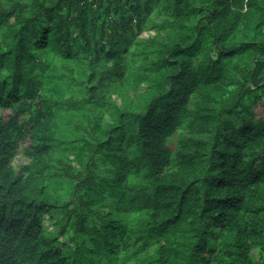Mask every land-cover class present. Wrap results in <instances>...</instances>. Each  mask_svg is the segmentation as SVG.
Masks as SVG:
<instances>
[{
    "label": "trees",
    "instance_id": "trees-1",
    "mask_svg": "<svg viewBox=\"0 0 264 264\" xmlns=\"http://www.w3.org/2000/svg\"><path fill=\"white\" fill-rule=\"evenodd\" d=\"M259 103L264 0H0V264H264Z\"/></svg>",
    "mask_w": 264,
    "mask_h": 264
},
{
    "label": "rangeland",
    "instance_id": "rangeland-1",
    "mask_svg": "<svg viewBox=\"0 0 264 264\" xmlns=\"http://www.w3.org/2000/svg\"><path fill=\"white\" fill-rule=\"evenodd\" d=\"M150 35H152V32H151V31H144V32H141V33L139 34V37H148V36H150ZM114 99L116 100L117 103H119V99H118L115 95H114ZM255 111H256L257 114H261V115L264 114V104H260V103H259L258 105H256V107H255ZM9 113H10L9 110H4V111L2 112L3 117L6 118V117L8 116ZM105 120L111 122L110 119L108 118V116H105ZM173 140H175V137L173 138ZM27 142H28V141H27V139H26L25 142H22V144H25V143H27ZM19 151H20V149H19ZM13 162H14L15 164H17V165H19V164H23V163H24V159H23V157H22V154H21V153L16 154V156H15ZM45 218L47 219V220L45 221V225L51 227L52 220H51V219H48L47 216H45Z\"/></svg>",
    "mask_w": 264,
    "mask_h": 264
}]
</instances>
